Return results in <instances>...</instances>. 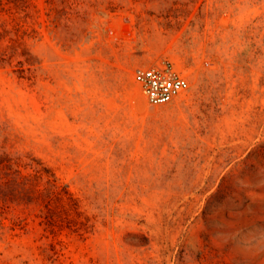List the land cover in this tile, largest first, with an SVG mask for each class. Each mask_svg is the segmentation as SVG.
Wrapping results in <instances>:
<instances>
[{
    "label": "rangeland",
    "instance_id": "1",
    "mask_svg": "<svg viewBox=\"0 0 264 264\" xmlns=\"http://www.w3.org/2000/svg\"><path fill=\"white\" fill-rule=\"evenodd\" d=\"M0 264H264V0H0Z\"/></svg>",
    "mask_w": 264,
    "mask_h": 264
},
{
    "label": "built area",
    "instance_id": "2",
    "mask_svg": "<svg viewBox=\"0 0 264 264\" xmlns=\"http://www.w3.org/2000/svg\"><path fill=\"white\" fill-rule=\"evenodd\" d=\"M133 80L150 105L166 104L189 89V81L174 69L169 60L151 66L137 67Z\"/></svg>",
    "mask_w": 264,
    "mask_h": 264
}]
</instances>
